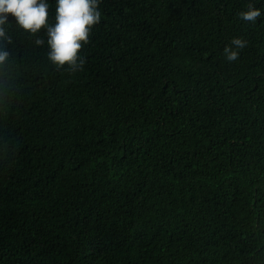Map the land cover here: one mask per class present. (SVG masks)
Returning a JSON list of instances; mask_svg holds the SVG:
<instances>
[{
    "label": "trees",
    "instance_id": "obj_1",
    "mask_svg": "<svg viewBox=\"0 0 264 264\" xmlns=\"http://www.w3.org/2000/svg\"><path fill=\"white\" fill-rule=\"evenodd\" d=\"M248 3L100 0L76 73L35 45L43 28L7 26L0 264H264V15L239 18ZM233 37L247 45L228 62Z\"/></svg>",
    "mask_w": 264,
    "mask_h": 264
},
{
    "label": "clouds",
    "instance_id": "obj_2",
    "mask_svg": "<svg viewBox=\"0 0 264 264\" xmlns=\"http://www.w3.org/2000/svg\"><path fill=\"white\" fill-rule=\"evenodd\" d=\"M54 3V17L50 22L49 0H0V39L11 40L6 28L13 22L32 35L43 28V35L36 36L34 43L46 45L48 61L57 69L67 67L73 73L80 72L86 63L80 50L89 42L93 25L101 21L100 0H54ZM262 15L264 13L251 0L246 10L238 13L239 18L253 23ZM246 45V40L233 37L223 48L225 60L236 61ZM8 55V51L0 49V63Z\"/></svg>",
    "mask_w": 264,
    "mask_h": 264
}]
</instances>
